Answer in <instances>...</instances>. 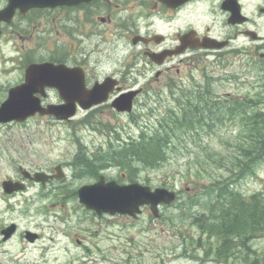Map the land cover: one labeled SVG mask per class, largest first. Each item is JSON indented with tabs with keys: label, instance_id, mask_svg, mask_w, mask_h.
<instances>
[{
	"label": "flooded vegetation",
	"instance_id": "obj_1",
	"mask_svg": "<svg viewBox=\"0 0 264 264\" xmlns=\"http://www.w3.org/2000/svg\"><path fill=\"white\" fill-rule=\"evenodd\" d=\"M4 28L8 31L12 52L21 62L18 75L8 88L24 82L27 65L46 61L59 65L58 83L62 91H72L76 87L82 92H90L109 80L113 85L106 100L87 113L101 107L115 111L112 100L132 90H137L133 105L140 100L146 104L149 97L163 87L175 93L173 85L180 80L194 84V71L199 76H209L210 68L227 59L241 62L247 58L252 66L255 63L264 66L261 57L264 54V0H80L55 7L31 8L23 15L16 10L9 23L1 25L2 31ZM260 28H263L262 32ZM211 39L222 45L218 48L202 46L218 44ZM35 43L45 52L43 57L29 49V44ZM14 56L12 54L10 58L13 60ZM63 68L71 70V76L63 78ZM140 75L145 76V82H139ZM195 88L205 91L209 87ZM35 95L43 106L66 102L56 86H45ZM78 97L74 98L76 104H79ZM77 111H80L79 106ZM37 116L58 121L51 115L36 114L32 118ZM8 124L21 123L12 121ZM39 141L37 137L33 142ZM73 141L78 148L71 163L60 162L47 168L36 155L35 159L29 158L26 162L16 161L13 174L0 177V205L4 206L0 208V264H89L94 240L88 236L92 235L91 228L97 221L98 226L102 222L111 227V223L131 224L141 218L142 213L134 217L96 214L79 202L77 206L84 216L59 212H7L14 206L30 205L31 201L46 205L51 200L52 207L62 206L65 198L66 202L78 201L76 191L66 193L67 197H64L50 189L53 182L66 177L65 167L83 165L85 168L78 172L79 175L87 173L97 179L103 176L101 172L110 166L109 161L95 156L101 157L106 152L98 149L89 156L84 145L79 149L82 144L79 137H74ZM37 173H41L39 177L44 180L36 179ZM5 180L17 182L20 188L6 192ZM31 193L34 196H29ZM145 209H149L148 206L142 211ZM151 220L157 218L151 217ZM204 232L219 241L215 246L211 242L207 249L205 247V254H214L210 261L223 263L236 254V245L222 246L221 239L214 236L215 232ZM111 235L109 230L107 236ZM109 246L112 247L107 249L109 252L117 249L116 245ZM70 249L77 252L70 254ZM254 254L260 257L256 259ZM63 255L68 257L66 263L62 262ZM102 259L110 261L106 255ZM244 261L264 264V251L257 252L252 248L249 258Z\"/></svg>",
	"mask_w": 264,
	"mask_h": 264
},
{
	"label": "rangeland",
	"instance_id": "obj_2",
	"mask_svg": "<svg viewBox=\"0 0 264 264\" xmlns=\"http://www.w3.org/2000/svg\"><path fill=\"white\" fill-rule=\"evenodd\" d=\"M4 5L5 0H0V9ZM260 31L262 32L263 28H260ZM8 38V31L4 28L0 35V102L5 99L8 87L21 68L19 56L12 52ZM37 47L36 43L29 44V49H33L32 53L43 57L45 52ZM12 54L15 55L13 60L10 58ZM246 60L247 58L239 62L238 59H227L219 66L209 69L207 74L213 82L208 90L212 98L239 97L261 89L264 66L257 63L252 66L251 61ZM193 74L194 84H186V81L180 80L173 85L176 92L173 95L169 88L163 87L159 92L153 93L146 104L139 99L129 113H118L101 107L88 113L79 111L70 121L37 116L21 124H2L0 177L5 174L12 175L16 161L26 162L29 158L35 159L36 155L41 159V165L47 168L60 162L71 163L78 148V144L73 141L74 137L81 139L89 156L98 149H106L109 142L115 145L125 143L129 138L136 137L141 128L151 129L165 107L176 104L174 96L180 88L195 89L196 86L205 85L207 79L204 74L199 76L195 71ZM138 80L143 83L146 78L140 75ZM252 104L254 105V102ZM258 106L264 110V103H259ZM236 118L216 124L213 129L202 132L200 138L187 133L186 142L179 143L174 151H168V159L160 167L145 166L133 160L132 165L136 170L122 171V166L109 164L110 166L101 172L107 180L127 184L131 176L134 178L132 181L141 184L176 189L178 199L169 206H161L157 220L152 221L151 217H154L149 209H145L141 218L131 224L111 223L110 227L101 222L98 226L97 221L95 226H91L92 235L88 236L90 240H94L93 252L91 250L92 254L88 256L89 264H109L111 261L114 264H248L244 260L249 258V250L253 248L257 252L264 251V236L253 239L252 236H242L235 239L238 249L226 262L215 263L210 261L214 254H205V247L207 249L211 242L215 246L219 241L204 233L200 226L209 224L213 227L217 222L214 216L220 214V209L216 207L221 185L219 179L224 169H227L228 163L234 159V156L229 155L235 145L238 146V143L243 141L244 128ZM37 137L40 141L36 144L33 141ZM109 151L114 153L111 145ZM84 168L83 165L65 167L63 171L66 177L53 182L50 189L65 197L66 193L76 191L82 184L95 182L97 176L78 174ZM235 183L234 188L245 197L254 193L264 196V157L254 161L253 172L239 176ZM29 196L34 195L31 193ZM72 201L66 202L65 198V206L63 204L59 207H52L49 203L51 200H48L46 205L31 201L30 205L14 206L7 212H59L84 216L77 206L78 201ZM3 207L0 205V208ZM109 230L111 237L107 236ZM217 238L223 241L221 237ZM109 245H116L117 249H111L109 252V248H112ZM76 252L75 249L69 251L70 254ZM33 255L32 253V258ZM103 255H106L107 259L110 258V261L102 259ZM254 256L256 259L260 257L257 254ZM66 260L68 257L63 255L62 262L66 263ZM83 261L86 262V259Z\"/></svg>",
	"mask_w": 264,
	"mask_h": 264
},
{
	"label": "trees",
	"instance_id": "obj_3",
	"mask_svg": "<svg viewBox=\"0 0 264 264\" xmlns=\"http://www.w3.org/2000/svg\"><path fill=\"white\" fill-rule=\"evenodd\" d=\"M262 78L260 90L239 97L214 99L208 88L205 91L181 89L174 96L176 104L166 106L151 129L143 127L136 137L112 148L114 153L110 161L121 165L125 171L136 170L133 160L145 166L160 167L168 159V151L172 152L179 143L186 142L187 133L200 138L202 132L213 129L216 124L237 117L244 128V136L230 153L234 159L219 179L216 207L220 214L214 216L217 222L213 227L206 224L200 228L219 231L224 238L234 234L233 238L237 239L263 232L264 196L245 197L234 188L236 179L253 172L254 161L264 157V110L258 106L264 103ZM224 238L223 246L228 244Z\"/></svg>",
	"mask_w": 264,
	"mask_h": 264
},
{
	"label": "water",
	"instance_id": "obj_4",
	"mask_svg": "<svg viewBox=\"0 0 264 264\" xmlns=\"http://www.w3.org/2000/svg\"><path fill=\"white\" fill-rule=\"evenodd\" d=\"M6 5L0 9L1 22H9L16 9L23 15L27 10L34 7H55L62 4H71L80 0H6ZM1 32V30H0ZM215 41V40H213ZM217 45L206 46H221ZM263 57L264 55L261 54ZM59 65L51 62L30 63L25 68L24 83L11 87L8 90L6 99L0 104V122L11 120L24 121L36 112L40 114H50L62 120L69 119L76 112L74 98L84 109L91 107L106 100L107 93L113 84L109 80L100 86H95L90 92H82L78 88L72 91H62L58 83L60 78ZM63 78L71 76V70L63 68ZM110 84L109 89L107 85ZM45 86H56L60 89L61 95L66 100L63 105H48L42 107L40 100L35 96V92L42 91ZM137 91H130L117 97L112 106L118 111L129 112L132 108V100ZM59 167V166H58ZM58 169V168H57ZM41 173L36 174V179H41ZM6 192H12L20 188L17 183L6 180L3 182ZM79 201L88 209L95 210L97 213L108 212L111 214H129L135 216L141 212V206L148 205L154 215H158V204H170L176 198L174 190L164 187L152 189L150 186L142 185L138 182L129 184H118L111 180L104 182L103 177L91 185H83L78 189Z\"/></svg>",
	"mask_w": 264,
	"mask_h": 264
}]
</instances>
